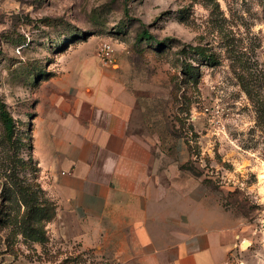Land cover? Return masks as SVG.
<instances>
[{
    "label": "rangeland",
    "instance_id": "374dc122",
    "mask_svg": "<svg viewBox=\"0 0 264 264\" xmlns=\"http://www.w3.org/2000/svg\"><path fill=\"white\" fill-rule=\"evenodd\" d=\"M145 29L162 45L138 40ZM108 71L138 129L170 162L186 152L182 169L233 209L232 264H264V0H0V103L15 121L9 141L0 117V264H121L58 233L31 140L50 92Z\"/></svg>",
    "mask_w": 264,
    "mask_h": 264
},
{
    "label": "crops",
    "instance_id": "0c3cea01",
    "mask_svg": "<svg viewBox=\"0 0 264 264\" xmlns=\"http://www.w3.org/2000/svg\"><path fill=\"white\" fill-rule=\"evenodd\" d=\"M114 73L76 76L35 110L33 153L58 233L121 264H232L238 217L182 169L186 152L170 162L138 129Z\"/></svg>",
    "mask_w": 264,
    "mask_h": 264
},
{
    "label": "trees",
    "instance_id": "16d2710c",
    "mask_svg": "<svg viewBox=\"0 0 264 264\" xmlns=\"http://www.w3.org/2000/svg\"><path fill=\"white\" fill-rule=\"evenodd\" d=\"M138 40H143V41L149 42L154 46H161L162 45V43H160L156 39V37L154 35H152V33H150L147 29L143 30L139 34ZM199 54H200V56H202L206 60L209 59L210 61L216 62L214 59L205 55L203 52H200ZM0 117L2 119V122L4 124L5 129L7 131L8 140L11 141L13 138V135H14V131H15V121H14V118L9 113V111L7 110L6 105L4 103H0Z\"/></svg>",
    "mask_w": 264,
    "mask_h": 264
},
{
    "label": "built area",
    "instance_id": "2783aa9c",
    "mask_svg": "<svg viewBox=\"0 0 264 264\" xmlns=\"http://www.w3.org/2000/svg\"><path fill=\"white\" fill-rule=\"evenodd\" d=\"M98 56L105 65H111L114 62V50L109 43H102L98 50Z\"/></svg>",
    "mask_w": 264,
    "mask_h": 264
},
{
    "label": "bare ground",
    "instance_id": "6f19581e",
    "mask_svg": "<svg viewBox=\"0 0 264 264\" xmlns=\"http://www.w3.org/2000/svg\"><path fill=\"white\" fill-rule=\"evenodd\" d=\"M263 177H264V175H263Z\"/></svg>",
    "mask_w": 264,
    "mask_h": 264
}]
</instances>
